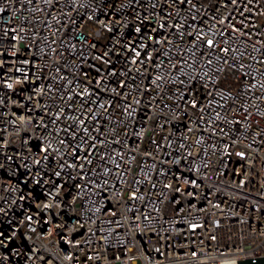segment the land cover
<instances>
[{
	"label": "built area",
	"instance_id": "obj_1",
	"mask_svg": "<svg viewBox=\"0 0 264 264\" xmlns=\"http://www.w3.org/2000/svg\"><path fill=\"white\" fill-rule=\"evenodd\" d=\"M264 257V0H0V264Z\"/></svg>",
	"mask_w": 264,
	"mask_h": 264
},
{
	"label": "water",
	"instance_id": "obj_2",
	"mask_svg": "<svg viewBox=\"0 0 264 264\" xmlns=\"http://www.w3.org/2000/svg\"><path fill=\"white\" fill-rule=\"evenodd\" d=\"M238 264H264V257L238 260Z\"/></svg>",
	"mask_w": 264,
	"mask_h": 264
}]
</instances>
